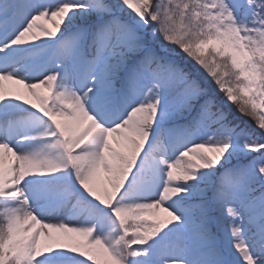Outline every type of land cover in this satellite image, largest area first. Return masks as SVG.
Masks as SVG:
<instances>
[{
    "label": "snow or ice",
    "instance_id": "snow-or-ice-1",
    "mask_svg": "<svg viewBox=\"0 0 264 264\" xmlns=\"http://www.w3.org/2000/svg\"><path fill=\"white\" fill-rule=\"evenodd\" d=\"M0 264H264V0H0Z\"/></svg>",
    "mask_w": 264,
    "mask_h": 264
},
{
    "label": "rangeland",
    "instance_id": "rangeland-1",
    "mask_svg": "<svg viewBox=\"0 0 264 264\" xmlns=\"http://www.w3.org/2000/svg\"><path fill=\"white\" fill-rule=\"evenodd\" d=\"M240 119H242V120H245L246 118H244V117H241Z\"/></svg>",
    "mask_w": 264,
    "mask_h": 264
},
{
    "label": "trees",
    "instance_id": "trees-1",
    "mask_svg": "<svg viewBox=\"0 0 264 264\" xmlns=\"http://www.w3.org/2000/svg\"><path fill=\"white\" fill-rule=\"evenodd\" d=\"M233 113L235 114V110L233 109Z\"/></svg>",
    "mask_w": 264,
    "mask_h": 264
}]
</instances>
